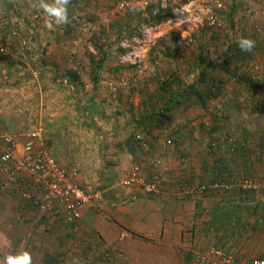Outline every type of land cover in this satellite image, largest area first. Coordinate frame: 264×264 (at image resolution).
Masks as SVG:
<instances>
[{
    "label": "crops",
    "instance_id": "crops-1",
    "mask_svg": "<svg viewBox=\"0 0 264 264\" xmlns=\"http://www.w3.org/2000/svg\"><path fill=\"white\" fill-rule=\"evenodd\" d=\"M118 1L70 0L68 23H54L49 29L40 19L43 10L33 7L37 0H0V42L8 50L7 56H0V133L22 143L21 136L43 131L58 167L76 186L96 195L72 223L63 206L42 212L22 203L19 193L28 183L11 192L3 190L0 167V224L19 237L28 233L31 254L40 246L34 236L52 230L60 237L62 251L72 249L73 243L94 251L88 264H197V255L211 248L230 255L235 264L264 260V196L256 193L253 199L242 191L210 188L264 171V129L254 134L249 127L233 126L247 116L244 111L256 120L264 89L219 84L221 92L223 88L236 92L229 99L210 102L220 106L214 115L206 114L207 107L198 108L210 122L208 127L224 113L223 107L227 109L224 116L230 124L223 128L222 116L218 123L223 121L219 127L223 131L213 138L222 145L223 137L229 140L221 147V163L208 154L209 128L199 134L188 125L193 121L190 110L173 112L171 117H179L164 127L162 137V131L154 129L162 123L161 111L152 109L155 103L161 109L162 95L150 93L144 83L129 81L135 69L122 67L111 46L118 27L107 21L105 11ZM104 30L109 41L102 40L104 46L93 43L96 31ZM245 94L247 102L239 103ZM228 101L230 106L223 105ZM202 139L206 145L200 148ZM234 140L243 142L244 148L232 156ZM179 141V146L173 145ZM134 167L145 181L157 179V194L147 195L138 185H120ZM203 186L204 193L185 194ZM248 212L256 217L247 218ZM100 250L107 253V261L99 260Z\"/></svg>",
    "mask_w": 264,
    "mask_h": 264
},
{
    "label": "rangeland",
    "instance_id": "rangeland-1",
    "mask_svg": "<svg viewBox=\"0 0 264 264\" xmlns=\"http://www.w3.org/2000/svg\"><path fill=\"white\" fill-rule=\"evenodd\" d=\"M121 1H126L128 3V7L119 11L116 8V5ZM231 2H233L235 5H241V9L233 16V21L235 22L234 29H231L227 25V22H225L219 16L220 13L223 12L226 9V6H228V4ZM115 4V10L113 7H111L109 11L105 12L109 17L107 21H111L114 29H117L118 27L121 31L126 30L125 24H131L132 27H135L138 26L139 20L144 21L145 11L148 9V5H150V7H157V5L159 7L162 6L153 0H120ZM188 4H192L194 6L192 15H194L200 9L208 8L218 20L215 21V23L212 22L211 24L210 21L205 19L200 23L192 22L186 26H180L175 23L169 24L170 21H166L165 23L156 26L140 25L138 31L134 32V34H132L133 36L130 37V39H133L129 42L130 45L136 48L137 45H135L134 41L139 40L136 38L138 37L136 35H139L141 38L142 33L149 28L154 31V40L153 44L147 48L146 52L144 53V59L142 63L137 65L119 63L126 69H135L133 71L134 74L129 78V81L144 83L147 85L146 87L149 88L148 91L152 94H155V91H157V89H159L167 79V73L170 71H173L174 69L177 70L183 83L194 84L199 79L202 69L206 67V69L211 72L214 81L218 82V84H223L225 86L227 85L228 88H236L238 86L232 85H238L239 82L235 81L234 79H230L226 74L220 72L218 69L219 65L215 64L214 66H211L209 64V60H213L220 52H224L225 54H228L230 58L231 55H235V57H232V63H230L231 66L233 65V67H239L241 65L246 70H249L250 76H254L253 79H255V84L261 85L259 87L264 89V0H169L167 5L162 7L170 6L174 10ZM157 9L158 7L154 9V13L157 11ZM106 33L107 32H105V30L104 33L96 31L93 43L98 41L100 45L104 46V43L109 41V38L107 39L106 37ZM112 34H117L115 41L111 43V46H114L116 55H119L120 58L124 55H129L131 51H126L120 46L121 41L120 37L118 38V32L116 31ZM102 36H104V38ZM241 39H250L254 42L253 49L250 52H247V54H249L248 56H242L244 58H240L239 56H236V54L232 53L233 45L235 43H239ZM100 40H105V42H101ZM198 55L202 56L203 62L199 64L197 69H195V65L199 59ZM240 71L243 70L240 69ZM235 78L239 80V77L236 76ZM187 86L188 85L186 84H182L183 88H186ZM240 90L243 89H239V91ZM235 92V90L223 88L222 92L219 91L218 98L223 99L227 97V99H229ZM241 92L244 91H240V93ZM170 95L175 96L173 93H171L167 94L165 98L162 97V99L159 100L161 109L155 107L156 103L152 105V109L154 111H162L168 104L167 101ZM246 97V94L240 95L238 99L244 100L239 103L245 104L247 102L245 100ZM260 101L261 102H257L256 108L258 110L255 114L256 120L253 122L252 119L254 116H251L250 113L248 114V111H244L243 115L247 116H244L241 120L236 119V122L233 123V126H235L236 129L241 127H246L247 129V127H249L251 132L254 134L257 133V130L264 129V100ZM210 102L211 101L208 102L206 114L212 113V115H214L216 111H220V106H213V104ZM229 104L230 101L223 102V105L225 106H230ZM198 108V106H191L186 109L184 106L172 107L170 108L171 111H169V113L164 116L166 118H162V120L164 119V122L160 123L159 126L154 125V129H156V131L161 130V135L163 137L164 127L175 123V120L179 117V115H176L175 118H173L170 117V115L173 114V112H175V114H179L182 112L186 113L188 110H190L189 113L191 116H189L193 119V121H191L188 125L190 128L195 129L193 130V133L197 131V133L203 134L202 132H205L204 128L208 127L210 122L204 121V119H206V116H204V111L202 112ZM223 111H227V109L223 107ZM250 120L252 123L249 122ZM229 124L230 121L228 119L227 126H229ZM41 133L44 135L43 131ZM200 142L202 143H198L197 146L200 148L205 147V139H202ZM228 142L229 140L225 141L223 146L226 147ZM180 143V141L176 142V145L179 146ZM173 145H175V143H173ZM221 152H218L217 154L221 155ZM259 172H261L259 176H255L256 173L254 172L252 176H247L249 179L244 178L240 180L239 183H242L243 181H252L257 185L262 184V181L264 180V171ZM226 183H228V181H226ZM234 190L238 192L240 191L238 188H235ZM257 190L258 191H242V193H247V196L253 199H255V196L257 195L256 193H261L264 196L263 189L259 188ZM247 216V218L256 217L251 212H248ZM77 229L78 227L76 228V231ZM27 234L28 233L22 232L23 237H19V233H13L6 225L3 227L0 224V260H3L4 257L9 254H14L18 251H25L26 249H23V247L26 246V244L27 250L30 251L31 249L28 248L29 242H26L27 239H30ZM34 238L33 240L35 241V244L38 246L40 244V246L32 252V264H40V255L43 251L58 254L61 258L62 264H71L73 259H78L80 264H88L87 258L89 256L91 257V254L93 253L96 254L94 251L89 250L85 246L81 247V244L78 243H73L76 244V246H74L72 249H69L70 251H65V249L62 251L60 237L55 235L52 230H46L45 234L34 236ZM17 239L20 240L18 241ZM57 245H60L58 250H56ZM86 254L89 255L87 256ZM105 255H107V253H105L103 250H100L98 252L99 260L103 261L107 259Z\"/></svg>",
    "mask_w": 264,
    "mask_h": 264
},
{
    "label": "built area",
    "instance_id": "built-area-1",
    "mask_svg": "<svg viewBox=\"0 0 264 264\" xmlns=\"http://www.w3.org/2000/svg\"><path fill=\"white\" fill-rule=\"evenodd\" d=\"M153 1L164 6L167 5L169 0ZM162 6L161 8L167 7ZM126 7H128L126 1H121L116 5L119 11ZM193 10L194 6L192 4L172 9V18L168 20L170 21L169 24L175 23L180 26H186L192 22L200 23L205 19L212 24V22L215 23L218 20L208 8L200 9L192 15ZM40 19L46 23L49 18L42 12ZM136 38L139 39L134 41L135 45H137L136 48L129 43L133 39H124L120 42L121 48L131 51L129 55H124L120 58V64L137 65L142 63L144 53L153 44L154 31L151 28L146 29L142 33L141 38L140 36ZM7 55V48L0 42V56ZM109 89L113 90L112 87H109ZM21 137L23 139L22 143L16 136L0 133V167L2 174L5 175V180L1 184L2 188L11 192L18 184L20 185L22 182L28 183V188L19 193L23 200L29 201L32 206L42 212L52 211L56 205L63 206L67 220L74 223L78 220L81 209L89 205L96 198V195L85 192L76 186L66 173L58 167L49 154L40 130L27 133ZM138 139L140 140L141 138L138 137ZM16 153L18 154L17 159H15ZM262 182L259 185L252 181H243L239 184H213L210 188L225 191L238 188L240 191L245 192L249 190L258 191L257 189L260 188L264 191V180ZM119 183L126 188L138 185L147 195H155L159 192L157 179L151 182L145 181L139 175L138 167H134L130 175L121 179ZM206 190L207 187L205 186L196 190L187 189L185 194L204 193ZM196 263L235 264V261L233 257L221 250L211 248L205 253L198 254ZM252 264H264V260H254Z\"/></svg>",
    "mask_w": 264,
    "mask_h": 264
},
{
    "label": "trees",
    "instance_id": "trees-1",
    "mask_svg": "<svg viewBox=\"0 0 264 264\" xmlns=\"http://www.w3.org/2000/svg\"><path fill=\"white\" fill-rule=\"evenodd\" d=\"M157 11L154 13V9L157 8ZM157 7H150L148 5V9L145 11V19L144 21L139 20L138 26L132 27L131 24H125L126 30L121 31L119 30L118 38L120 37V41L124 39H129L134 32L138 31V28L140 25L144 26H156L160 25L162 23H165L166 21L170 20L172 18V8L170 6L166 8H161L157 5ZM154 8V9H153ZM241 9V5H235L233 2L229 3L228 6H226V9L220 13V18L223 19L225 22H227V25L231 28H235V22L233 21V16L236 12H238ZM131 22V21H129ZM139 36V35H136ZM253 49V48H252ZM233 54H236V56H239L240 58H244L242 56H248L246 51H242L239 43H235L233 45ZM199 59L195 65V69L198 68L199 64L202 63V56L198 55ZM232 57H235V55H231V58L228 56V54H225L224 52H220L213 60H209V64L211 66H214L215 64L219 65L218 69L220 72L226 74L230 79H234L235 81L239 82L238 84L243 85L244 87H249V85H256L255 79H253L252 76L249 74V70H246L243 66H231L230 63H232ZM231 66V67H230ZM243 70V71H240ZM167 79L163 83L162 86H160L159 89H157L158 94L162 95L163 98L167 94L173 93L175 96L170 95L167 101V105L164 107V109L161 111L160 121L162 123L164 122L162 118L169 113L170 108L172 107H180L184 106V108H189L191 106H198L201 109H205L207 107V104L209 101L216 100L219 96V91L221 87H219L218 82L214 81L212 78L211 72L204 67L202 71L200 72L199 79L194 84H191L187 86L186 88L182 87L183 81L178 74L177 70L170 71L167 73ZM239 77L237 80L235 77ZM159 83V82H157ZM257 86V85H256ZM252 87V86H251ZM259 93L262 92V90H258ZM261 97L263 98V95L261 94ZM259 96V98L261 99ZM258 100L257 102H259ZM163 106V105H162ZM224 113L219 117L215 116V120L213 119V122L211 123V127L209 126L207 129V147H208V154L211 155L213 162L221 163L223 162V152L221 155H218V152H221V149L223 148V145L221 143H217V139L215 138L216 133H220L223 131L220 129V124L223 123V121L219 122V119L223 116V128L227 127V121L228 117L224 116L226 111H223ZM222 113V112H221ZM171 117V115H170ZM168 118V117H167ZM220 129V131H217V129ZM220 136V134H219ZM176 140H180L179 137H175ZM225 141L228 139L223 137ZM170 140H172L170 138ZM219 141V140H218ZM176 144V143H175ZM222 147V148H221ZM244 144L243 142L235 141L234 144L230 147L229 153L232 156L237 155V152L239 149H243ZM246 179H249L248 177ZM2 187V186H1ZM4 190V189H3ZM22 203L29 204L31 203L29 201L23 200L21 197L18 198ZM32 206V205H31ZM34 207V206H33ZM32 207V208H33ZM36 208V207H35ZM37 209V208H36ZM74 234V233H73ZM40 264H62L61 258L58 254L51 253V252H45L43 251L40 255Z\"/></svg>",
    "mask_w": 264,
    "mask_h": 264
},
{
    "label": "clouds",
    "instance_id": "clouds-1",
    "mask_svg": "<svg viewBox=\"0 0 264 264\" xmlns=\"http://www.w3.org/2000/svg\"><path fill=\"white\" fill-rule=\"evenodd\" d=\"M70 0H37V3L33 5L37 10H43L46 16L49 18L46 20V26L51 29L53 24L61 25L68 23V5ZM239 46L242 51L250 52L254 47V42L250 39H241ZM0 264H32V254L25 251H18L14 254H9L0 260ZM71 264H80L78 259H73Z\"/></svg>",
    "mask_w": 264,
    "mask_h": 264
}]
</instances>
